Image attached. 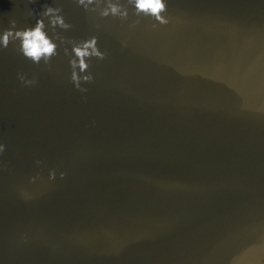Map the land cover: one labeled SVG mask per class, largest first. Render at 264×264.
<instances>
[{
	"label": "water",
	"instance_id": "1",
	"mask_svg": "<svg viewBox=\"0 0 264 264\" xmlns=\"http://www.w3.org/2000/svg\"><path fill=\"white\" fill-rule=\"evenodd\" d=\"M120 3L0 0V35L51 5L108 54L80 92L71 44L0 48V264H264V0H166V25Z\"/></svg>",
	"mask_w": 264,
	"mask_h": 264
},
{
	"label": "clouds",
	"instance_id": "2",
	"mask_svg": "<svg viewBox=\"0 0 264 264\" xmlns=\"http://www.w3.org/2000/svg\"><path fill=\"white\" fill-rule=\"evenodd\" d=\"M77 2L86 11L100 10L102 17L113 16L119 17L121 20L129 18L128 7L121 4L120 0H77ZM93 5L95 7H91ZM101 5L105 6L101 8ZM127 5L134 7V14L137 17H151L161 25L169 23V19L165 15L168 11L166 0H127ZM140 22L137 19L135 24H139ZM11 25L10 29L5 30L0 35V48L7 49L10 43L19 41V46L16 49L17 52L22 53L25 58L31 60L36 65H39L43 61L50 68L52 58L59 55L60 44H71V51H69L68 47H65L64 54L72 57L70 59V80L80 92L88 91L87 88L82 87V83H92L94 81V76L89 72L91 66L89 63L90 59L93 57L99 60L107 59V52L101 51L98 46V36L76 41L69 40L56 31L57 28L63 30L72 28V25L66 22L62 7L45 5L34 27L17 29L15 20L11 21ZM49 25L54 33L53 36H49L46 31ZM152 26L155 28L157 24H153ZM55 41H59V44ZM82 73L86 74L81 75ZM18 79L25 86H33L38 83L35 76L29 79L26 73H18ZM2 148L3 146L0 145V150ZM60 175L63 178L66 173L62 172ZM55 177V171L51 172L50 178L55 179Z\"/></svg>",
	"mask_w": 264,
	"mask_h": 264
}]
</instances>
